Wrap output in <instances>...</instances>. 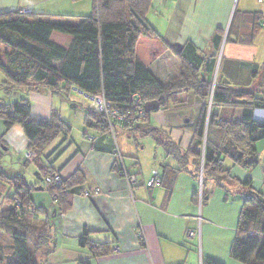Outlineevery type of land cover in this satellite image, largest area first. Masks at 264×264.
<instances>
[{"label":"trees","instance_id":"16d2710c","mask_svg":"<svg viewBox=\"0 0 264 264\" xmlns=\"http://www.w3.org/2000/svg\"><path fill=\"white\" fill-rule=\"evenodd\" d=\"M151 8L152 0H93L91 14L78 18L76 22L21 11L0 14V71L7 79L0 85V91L10 94L41 87L53 95L68 97L73 89H77L91 96L101 94L112 109L126 113L133 112L131 96L134 94H138L144 104L156 101L160 109H165L181 102L180 91L190 92L202 105L188 149H181L171 142L163 129L151 127L150 114L139 123L116 122L114 135L121 130L149 136L157 147H162L177 162L180 169L161 165V176L156 172L159 185L152 187L163 188L167 197L177 173L188 171V166L193 167L191 175L201 185V190L194 194L196 203L198 200L203 205L210 197L209 181L225 191L226 197L239 195L242 205L230 257L243 264H264V195L253 189L250 179L239 181L224 167L227 160L245 170L257 167L256 144L264 141V121H255L253 114L257 110L264 111V97L255 92L218 86L217 83L211 93L212 76H198L197 70L204 62L196 56L190 44L185 45L180 53L174 51L181 63V79L162 86L134 54L139 37H156L146 19ZM54 34L69 39V45L54 42ZM214 63L208 67L209 73H212ZM209 99L211 109L208 111L206 101ZM217 106L239 109L241 118L220 120L213 112ZM0 121L6 130L14 126L22 129L28 142L27 162L38 166L40 158L46 160L43 156L45 148L59 135L68 137L71 132L57 111H53L47 120L31 117L26 99L1 104ZM84 124L85 130L95 136L91 141L92 149L116 156L117 145L103 114L86 108ZM1 155L0 152V158ZM120 156L125 174L135 178L127 169L124 157ZM134 166H137L136 162ZM113 170L119 175L117 157ZM55 175L47 163L45 169L39 167L37 179L45 181ZM0 177H4L1 172ZM5 179L13 196L8 199L10 208L0 211V228L9 234L11 243L7 246L0 244V264H46L55 241L53 218L70 209L74 195L83 196L84 176L78 171L65 181L59 179L60 182L56 183L52 180L47 184L52 196L51 210L34 204L29 194L32 188L23 177ZM147 183L146 188H151ZM38 218L45 223L42 229L36 224ZM78 243L93 257H104L112 251L107 244L91 242L87 231L83 232ZM203 264L223 263L204 259Z\"/></svg>","mask_w":264,"mask_h":264},{"label":"crops","instance_id":"0c3cea01","mask_svg":"<svg viewBox=\"0 0 264 264\" xmlns=\"http://www.w3.org/2000/svg\"><path fill=\"white\" fill-rule=\"evenodd\" d=\"M92 6L93 0H0V14L29 9L34 15L76 22L89 16ZM146 19L156 37H139L134 54L162 86L180 76L181 63L174 51L180 53L190 44L204 62L197 70L199 77H217L218 86L264 97V0H152ZM69 42L65 37L56 41L64 46ZM41 89L44 91L41 87L22 90V99L27 100L31 117L47 120L56 111L55 98L50 92L41 94ZM184 93L182 101L200 110L198 98ZM213 112L220 120L241 118L239 109L217 106ZM253 115L255 121H264V111L257 110ZM197 121L192 128L186 127L191 120L184 121L183 127L167 129L176 124L172 121L162 123L161 128L169 131L171 142L185 150L191 145ZM87 133L94 136L87 130L80 139H73L71 133L68 137L59 135L43 152L61 181L79 171L85 179V190H99L87 197L74 195L70 209L53 218L55 241L46 264H203L204 259L243 264L230 257L242 205L239 195L226 197L225 191L209 181L210 197L203 205L198 200L196 203L194 194L201 185L192 176L191 166L177 173L169 197L159 186L146 188L153 171L161 176V165L180 169L154 141L148 151L140 145L130 148V160L125 165L136 183L129 188L113 170L116 156L94 151ZM0 141L7 144L6 151L11 148L27 153L28 142L19 126L6 130L0 122ZM256 150L259 163L254 169L245 170L229 162L224 167L239 181L250 179L253 189L264 195V141L256 144ZM9 208L5 205L0 211ZM84 231L91 242L107 244L112 251L104 257H93L78 243Z\"/></svg>","mask_w":264,"mask_h":264},{"label":"rangeland","instance_id":"374dc122","mask_svg":"<svg viewBox=\"0 0 264 264\" xmlns=\"http://www.w3.org/2000/svg\"><path fill=\"white\" fill-rule=\"evenodd\" d=\"M150 18L153 21V16L151 14L149 15ZM58 34H54L52 36V40L55 42L59 37H57ZM59 36V35H58ZM61 37V36H60ZM180 76L176 79H173L172 81L180 80ZM217 77H214L211 81L210 85V91L213 92V89H215V85L218 82ZM171 81V80H169ZM168 81V82H169ZM4 82H7L6 77L4 74L0 71V85ZM167 82V83H168ZM42 92L48 93L49 91L44 89V91L41 89ZM44 94V93H43ZM180 96H182L184 91H180L178 93ZM52 97L55 98L53 102V106L55 107L58 115L60 116L61 120L68 123L71 127V137L73 139H80L83 138V133L85 130V111L87 108V102L85 101L84 97L79 95L77 92L72 91L68 97L63 94L58 95H52ZM25 98L24 93L22 90L14 91L10 94H4L2 91H0V105H9L14 102L20 101V99ZM187 99V97H185ZM75 102V103H74ZM208 111L211 109V99L206 101ZM92 110V109H90ZM199 115V110H197L194 106H192L191 103H185L182 101L178 105H171L165 109L161 108L159 109V113H151L149 115V121L151 124V127H157L161 128L162 123H170L172 121H175L176 124H171L167 126L168 128H179L183 127L184 121L191 120L190 124L186 125L188 128H192L195 120L197 119ZM264 120V119H263ZM1 122V121H0ZM163 129V128H161ZM167 129H163V131L169 135V131ZM23 132V131H22ZM24 135V134H23ZM25 137V136H24ZM27 140V139H26ZM5 141V140H4ZM153 140L149 136H144L141 133L138 132H127L123 131L120 132L119 130L116 131L115 136V145H117V149L119 150V153L124 157V161L130 160V148L135 149L136 145L144 146V149L148 151V148L152 146ZM5 143V142H4ZM4 145V146H3ZM0 146V152H1V158H0V172L3 174V176L7 179H12L16 176H21L25 179L27 184L32 188L30 191V199L34 202L36 206H42L47 210H51L52 207V196L48 192L49 186L47 185L52 180L54 181V178H47L50 179V182L44 181L43 178L37 179L35 174L38 172V169H45L47 166V162L45 159L40 158V166L34 165L31 162H27L26 158V152L25 150H22L21 152L13 151L11 148H9L8 151H6L7 144H3ZM20 145L19 142L16 140V146L18 147ZM144 153H147V152ZM229 161H226V164ZM56 176V175H55ZM153 174L151 175V177ZM4 177H0V210L8 205V202H10V198L13 196V192L11 188L6 183V179ZM150 177V178H151ZM55 182V181H54ZM40 188L41 190H37V188ZM95 190V189H94ZM39 228H43L45 226L44 221H40L39 218L35 220ZM11 243V238L9 234L2 230L0 228V244L3 246H7ZM32 243V242H31Z\"/></svg>","mask_w":264,"mask_h":264},{"label":"built area","instance_id":"2783aa9c","mask_svg":"<svg viewBox=\"0 0 264 264\" xmlns=\"http://www.w3.org/2000/svg\"><path fill=\"white\" fill-rule=\"evenodd\" d=\"M22 13H30L29 9H24L21 10ZM74 92H77L79 95L84 97L85 101L87 102V109H92L93 111L102 113L108 126V131L111 133V135L114 138L115 141V135H114V130H115V123L116 122H125V123H139L147 114L145 113L144 110V103L141 99V97L138 94H134L131 96V108H132V113H126L122 111H118L115 109H112L111 106L103 99V96L96 95V96H91L86 93H83L77 89H73ZM86 138L90 141L94 140V136L86 134ZM116 157H117V165L120 170L119 176L124 178L125 181L128 184V187L131 188L135 183L136 180L134 177L128 176L125 174L124 171V165L120 156V153L118 152V149L115 151ZM29 154H27V157ZM153 177L151 180L147 183V187H152L153 185H159V179L158 175L155 171L152 172ZM47 182H50V179L46 180ZM54 181L56 183H59L60 180L58 176L54 178ZM91 193L98 194L99 190L95 189L92 191L89 190H84L83 196H89Z\"/></svg>","mask_w":264,"mask_h":264},{"label":"water","instance_id":"95a60500","mask_svg":"<svg viewBox=\"0 0 264 264\" xmlns=\"http://www.w3.org/2000/svg\"><path fill=\"white\" fill-rule=\"evenodd\" d=\"M159 108H160L159 103L156 101L147 102L144 104V110L146 114H151L153 112H156L157 110H159ZM35 176L37 177V173L35 174Z\"/></svg>","mask_w":264,"mask_h":264}]
</instances>
